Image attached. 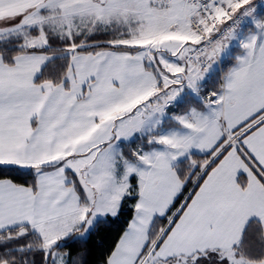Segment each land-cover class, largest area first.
I'll use <instances>...</instances> for the list:
<instances>
[{"label": "snow or ice", "instance_id": "1", "mask_svg": "<svg viewBox=\"0 0 264 264\" xmlns=\"http://www.w3.org/2000/svg\"><path fill=\"white\" fill-rule=\"evenodd\" d=\"M0 264H264V0H0Z\"/></svg>", "mask_w": 264, "mask_h": 264}]
</instances>
